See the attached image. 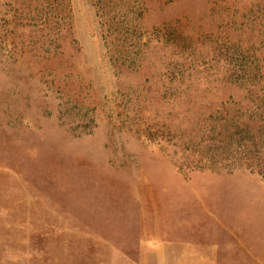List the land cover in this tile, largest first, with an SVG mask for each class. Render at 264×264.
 Wrapping results in <instances>:
<instances>
[{
  "label": "rangeland",
  "instance_id": "1",
  "mask_svg": "<svg viewBox=\"0 0 264 264\" xmlns=\"http://www.w3.org/2000/svg\"><path fill=\"white\" fill-rule=\"evenodd\" d=\"M180 67L192 72L184 81H239L210 98L227 100L222 116L250 123L264 147V0H0V255L28 251L27 214L43 211L7 196L42 190L50 205L97 213L77 233L117 254L164 252L191 232L197 264H264V177L192 171L176 142L135 132L144 97L181 81ZM172 118L182 139L192 121Z\"/></svg>",
  "mask_w": 264,
  "mask_h": 264
},
{
  "label": "trees",
  "instance_id": "2",
  "mask_svg": "<svg viewBox=\"0 0 264 264\" xmlns=\"http://www.w3.org/2000/svg\"><path fill=\"white\" fill-rule=\"evenodd\" d=\"M67 18L72 22L70 2L67 5ZM147 46L146 55L150 52ZM120 57L125 63L131 56L128 52L122 51L119 52ZM164 73L169 75L173 72L164 67ZM175 73L181 81L163 83L160 95L163 98L156 95L151 99L144 97L140 104L138 120L133 122L138 125L136 134L145 140H149L150 136L158 135L160 138L158 141L169 145L176 142L174 146L181 149L180 152L183 153L185 160L189 161L187 164L192 171L244 170L264 177V163L261 162L264 147L260 132L248 122L239 124L233 119V122L228 123L222 113L227 109L229 102L216 97L219 100L214 106L210 98L212 92L225 93L231 89L240 90L244 86L239 81L230 79L204 83L198 80L184 81V76L192 74L190 69L184 67H180ZM222 75L226 77V72ZM251 87L256 89L255 85ZM155 102L161 106L160 110L154 108ZM145 113L146 116L149 115L147 118L144 116ZM175 113L186 116L188 123L192 121L189 128L181 126L185 135L179 140L172 135V127L169 126ZM161 115L164 116V120L159 118ZM179 168L182 170L183 165H179Z\"/></svg>",
  "mask_w": 264,
  "mask_h": 264
},
{
  "label": "crops",
  "instance_id": "3",
  "mask_svg": "<svg viewBox=\"0 0 264 264\" xmlns=\"http://www.w3.org/2000/svg\"><path fill=\"white\" fill-rule=\"evenodd\" d=\"M47 192L42 190L30 191L28 193L34 194L28 195L13 192L14 194L7 196L12 197L8 202L14 207L19 206L20 203H27L31 208L39 206L40 209L43 208V211L27 214L28 220L35 223L32 225V229H35L32 230L34 236L30 237V242L23 241L21 244H28L30 246L28 251L1 254L0 264H117L111 262L116 259L118 262L123 261L119 264H197L200 259L198 244L193 241L191 232L180 240V244H177L179 243L177 238L163 243L166 245L164 252H159L162 249L161 245L159 251L146 246V250L139 252L137 257H132L131 254L125 252L117 254L109 243L103 242L105 246L102 247L103 243L82 236L80 232L77 233V229L84 230L82 227L86 224L101 222L100 218H95L97 213L92 212V210L90 212L85 211L83 213L89 214L86 217L81 214L82 211L50 205L46 199L50 195L40 194ZM22 196L28 199L20 200L19 198ZM125 220H127V215ZM141 223L143 224V222ZM70 227L72 228L69 229ZM72 233L74 234L70 236ZM177 236L179 234L175 237ZM149 240H151V236L149 230L146 229V242L151 244ZM241 248L243 251L241 253L246 255L247 244L245 243L238 244L236 254L240 255ZM207 249L210 250V259L214 261L215 248L211 246L210 249L207 246ZM222 252L223 250H221ZM207 258L209 259L208 255ZM219 259L221 260V258Z\"/></svg>",
  "mask_w": 264,
  "mask_h": 264
}]
</instances>
